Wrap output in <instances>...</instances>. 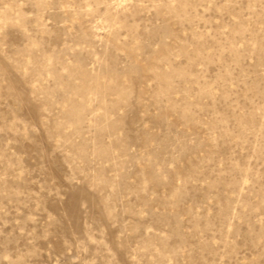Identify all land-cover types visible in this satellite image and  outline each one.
I'll return each instance as SVG.
<instances>
[{"label":"rangeland","instance_id":"374dc122","mask_svg":"<svg viewBox=\"0 0 264 264\" xmlns=\"http://www.w3.org/2000/svg\"><path fill=\"white\" fill-rule=\"evenodd\" d=\"M0 264H264V0H0Z\"/></svg>","mask_w":264,"mask_h":264}]
</instances>
